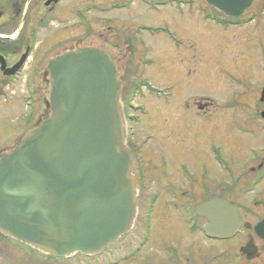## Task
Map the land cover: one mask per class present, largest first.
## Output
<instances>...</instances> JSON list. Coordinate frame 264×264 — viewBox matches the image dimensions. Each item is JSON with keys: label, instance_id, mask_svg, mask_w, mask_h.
<instances>
[{"label": "flooded vegetation", "instance_id": "af4514ba", "mask_svg": "<svg viewBox=\"0 0 264 264\" xmlns=\"http://www.w3.org/2000/svg\"><path fill=\"white\" fill-rule=\"evenodd\" d=\"M114 1L144 5L154 12L165 0ZM193 1L202 7L200 22L222 31L242 25L245 15L244 24L249 26L264 10L263 3L255 7V0L243 16L226 18L204 0ZM117 10L121 13L111 21L106 0L102 4L94 0H0V111L5 109L8 116L2 119L0 156L49 115L46 68L52 59L78 46L93 47L94 37L101 39L104 51L112 43L118 62L127 50L128 56H134L135 71L130 74L124 65V74H118L136 183L134 224L117 242L92 256L56 258L1 234L0 248L10 241L21 245L23 255L17 254L21 264H264V145L245 141L240 146L232 144L229 151L222 141V132L233 128L241 138L254 136L264 142V108L243 110L248 119L240 123L236 109L218 107L215 97L205 91L203 52L199 47L201 62L192 71L187 57L195 51L185 36L179 40L177 34H166L175 49L185 45V54L180 57L171 50L163 72L146 46L154 32L137 26L126 34L115 21L125 13V6ZM138 62L146 68L139 73ZM150 68L151 77L145 75ZM223 202L236 216L235 232L228 236H222L221 230ZM211 210L214 230L210 229Z\"/></svg>", "mask_w": 264, "mask_h": 264}, {"label": "water", "instance_id": "95a60500", "mask_svg": "<svg viewBox=\"0 0 264 264\" xmlns=\"http://www.w3.org/2000/svg\"><path fill=\"white\" fill-rule=\"evenodd\" d=\"M204 1L229 18L243 16L255 0ZM46 72L49 116L0 156V234L57 258L95 255L136 217L121 84L110 55L97 48L66 51ZM221 207L228 236L236 216Z\"/></svg>", "mask_w": 264, "mask_h": 264}, {"label": "rangeland", "instance_id": "374dc122", "mask_svg": "<svg viewBox=\"0 0 264 264\" xmlns=\"http://www.w3.org/2000/svg\"><path fill=\"white\" fill-rule=\"evenodd\" d=\"M106 1L109 6L108 17L111 21L121 13L117 8L125 6V13L120 16L121 19H115V21L121 24L126 34L132 33L137 26L151 28L155 37L148 38L146 46L151 49L150 58L157 62V67L162 69L163 72L170 60L171 50L174 54L178 51L177 55L180 57L185 54V45L181 44L179 50L175 49L172 40L166 34L171 32L177 34L175 38H179V40L185 36L187 39L186 43L188 41L195 51V53L189 52L187 57L192 71L198 70L201 62V53L197 54L198 48L200 47L203 52L204 57L201 59L204 61L205 91L211 94V97H215L214 101L217 100L216 104L218 107L236 109L240 123H247L246 119H248L246 112H243V110L249 107L252 109L264 108L259 101L260 90L264 87V71L262 70L260 59V53L264 49V10L263 12L261 11L262 13L260 12L261 14H257L253 24L245 26V15L241 21L242 25L237 22L239 24L236 27H230V29L222 31L211 23L204 24L200 22L199 11H201L202 7H199L200 4L198 2L195 3L193 0H189L188 4L187 0H178L176 3H173L174 0H165L162 7H156L154 12L147 10L148 8L144 7V5H139L138 7L133 2ZM94 2L95 4H102L105 3V0H94ZM262 3L264 4V0H256L255 7L257 9L261 8ZM257 9L255 11H258ZM93 16L96 17V15ZM115 34V32L114 34L110 33V38H113ZM141 38L145 39L146 36L143 35ZM91 43L93 48H103L100 38L94 37ZM110 45L106 46L105 51L115 57L116 60L114 58L113 60L116 63L117 73L122 71L124 74L123 69L124 65H126L127 70L132 74L135 71L134 56H128V51L123 48L124 59L122 62H118L120 61L118 53ZM139 50L144 51L142 47ZM139 64L138 62L136 68L138 73L142 69H146L139 67ZM172 64L176 66L173 61ZM176 64L179 67L181 66L180 63ZM153 74V68H150L145 75L151 77ZM133 78L132 75V80ZM121 86L123 87L122 83ZM223 108L221 111L224 114ZM4 111L5 109L0 111V131L2 119L8 117ZM12 115L9 114V118ZM7 124L12 128L13 124ZM228 130L222 132V141L226 149L229 148V151H231L232 144L235 143V145L240 146L239 143L245 141H252L253 145H264V142L260 141L259 138L257 139L254 136L241 138L233 128H228ZM6 246V248H0V253L2 254L0 256V264H21L18 255L20 257L23 255V247L12 241L6 242Z\"/></svg>", "mask_w": 264, "mask_h": 264}]
</instances>
